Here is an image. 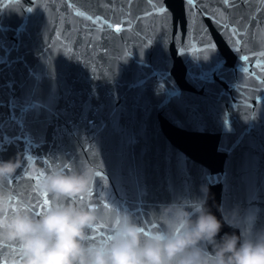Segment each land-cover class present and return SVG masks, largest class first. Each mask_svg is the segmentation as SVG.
I'll list each match as a JSON object with an SVG mask.
<instances>
[{
	"label": "water",
	"instance_id": "water-1",
	"mask_svg": "<svg viewBox=\"0 0 264 264\" xmlns=\"http://www.w3.org/2000/svg\"><path fill=\"white\" fill-rule=\"evenodd\" d=\"M262 53V0H0V160L29 153L44 171L95 163L79 201L98 209L94 240L126 211L161 227V204L202 188L217 218L239 208L240 228L221 236L264 228ZM38 179L11 182L37 213ZM20 258L0 244V264Z\"/></svg>",
	"mask_w": 264,
	"mask_h": 264
},
{
	"label": "clouds",
	"instance_id": "clouds-1",
	"mask_svg": "<svg viewBox=\"0 0 264 264\" xmlns=\"http://www.w3.org/2000/svg\"><path fill=\"white\" fill-rule=\"evenodd\" d=\"M41 158L18 153L0 160V244L16 245L21 258L12 264H264V228H243L220 235L225 224L241 226L239 208L217 218L202 198L161 204L155 215L162 226L151 231L133 213H120L105 238L92 239L101 217L88 199L97 180L92 161L80 162L70 171L54 167L44 171ZM22 173L39 179L31 191L47 200L40 212L13 178Z\"/></svg>",
	"mask_w": 264,
	"mask_h": 264
},
{
	"label": "snow or ice",
	"instance_id": "snow-or-ice-1",
	"mask_svg": "<svg viewBox=\"0 0 264 264\" xmlns=\"http://www.w3.org/2000/svg\"><path fill=\"white\" fill-rule=\"evenodd\" d=\"M187 2H188L189 5H193L194 4V0H187ZM233 2H235V0H233ZM200 3H203V0H200ZM224 3L225 4L229 3V0H224ZM262 3H264V0H262ZM202 12L206 14L208 12V9L205 8V9L202 10ZM77 15L84 16V12H78ZM213 16H215L217 18L218 27H222L225 31H229V29L231 28V31L229 32V38L230 39L233 38L234 36H238L240 31H242V28H240V27L232 28V24L235 23V19L234 18L233 19H229V17H227L223 12H213ZM87 18L88 19H92V17H87ZM120 30L121 29L119 27L116 28V31H120ZM240 39L242 40L243 37H240ZM233 43H237L238 44L239 41L233 40ZM261 55L264 56V53H262ZM243 58L245 60L248 59L247 56H244ZM97 175H99V173H97ZM88 195H91V191L89 192ZM46 200H47V196L45 194V197L41 201L43 209L45 207Z\"/></svg>",
	"mask_w": 264,
	"mask_h": 264
}]
</instances>
